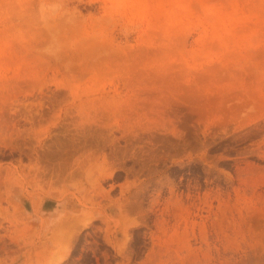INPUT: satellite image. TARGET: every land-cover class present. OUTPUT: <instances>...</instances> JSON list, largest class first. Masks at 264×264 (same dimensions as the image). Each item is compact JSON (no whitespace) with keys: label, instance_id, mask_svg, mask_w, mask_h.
<instances>
[{"label":"rangeland","instance_id":"1","mask_svg":"<svg viewBox=\"0 0 264 264\" xmlns=\"http://www.w3.org/2000/svg\"><path fill=\"white\" fill-rule=\"evenodd\" d=\"M251 238L264 0H0V264H245Z\"/></svg>","mask_w":264,"mask_h":264},{"label":"bare ground","instance_id":"2","mask_svg":"<svg viewBox=\"0 0 264 264\" xmlns=\"http://www.w3.org/2000/svg\"><path fill=\"white\" fill-rule=\"evenodd\" d=\"M4 122L6 123V121ZM251 240L252 241H250V244H253V245L252 246L250 245V250L246 252L245 258L247 260L245 259V261L247 262L245 264H264V244L262 242H259L255 238H251Z\"/></svg>","mask_w":264,"mask_h":264}]
</instances>
